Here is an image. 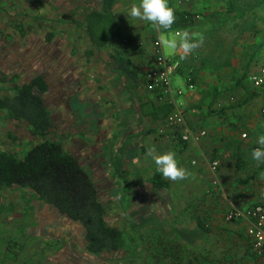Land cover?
Masks as SVG:
<instances>
[{
	"label": "crops",
	"instance_id": "obj_1",
	"mask_svg": "<svg viewBox=\"0 0 264 264\" xmlns=\"http://www.w3.org/2000/svg\"><path fill=\"white\" fill-rule=\"evenodd\" d=\"M100 1L0 0V95L14 92V84H23L39 76L43 78L48 85L43 97L51 107L57 138L64 144L65 149L78 157L94 175L110 222L113 213L117 211L122 213L130 206L128 204L130 198H135L134 205L138 204L144 208V214L141 215H145L143 219L147 221L151 215L145 208L150 210L151 203L148 202L154 198L158 201L160 209H164L169 217L176 218L177 215H171V212L174 192H178L180 200L174 203L178 205L177 209L180 208L176 212L182 222L178 221V224L171 227L172 229L160 226L165 228V233L163 229H159L161 232L148 225L145 233L148 237L146 239H153L152 233L163 234L162 239L178 237L182 239L185 229L183 225L194 222L196 224L193 227H197L195 214L202 220L203 214H206L205 217L209 221V214L215 210L211 203L203 201L204 195L202 198L200 193L206 194L209 190L216 189L217 187L213 188L216 177L220 182L227 181L225 177L220 180L222 179L220 171L215 173L209 167V160L215 156L214 150L220 146L218 151L221 153L220 157L226 161L227 156L229 165L233 164L230 163L233 160L230 155L236 152L233 148L242 147L237 150L239 157L250 154L247 145L239 142L237 130L231 128L234 124L215 121L216 117L210 115L208 111L212 104L209 97L211 88L214 93L225 90V81L221 85L214 80L219 77L216 71H220L222 67L214 70L220 62L216 59L217 55L213 48L209 60L207 53L203 52L201 59L194 60V54L191 53L187 58L181 59L182 50H172L168 47L172 51L169 53L170 56L181 60L184 68L194 63L198 65V70L193 72L196 89L187 91L183 100L191 110L188 115L190 123L207 129L208 135L198 142L186 144L177 138L176 130L166 118L154 120L141 114L140 104L145 101L168 102L146 91L142 82L135 87L128 81L113 57L122 55L130 59L132 67L141 76L142 81L144 72L154 66L155 27L148 22L133 19L127 14L130 6L135 3L134 0H116L113 13L118 18L123 38L99 45L97 41H93L86 26L89 13L100 8ZM136 1L137 4L140 3V0ZM176 1L169 0V6L175 12L194 14L207 11L212 16L209 20H214L219 14L213 12L219 4L210 0H189L184 3ZM239 4L236 0H227L226 13L235 18L230 19L234 20L232 26L237 28L238 47L243 46L245 53H250L243 61L247 63L255 55L264 63V2L240 0ZM195 17L192 24L181 27V33L188 31L197 38L199 36L204 38L211 35V30L220 27V24L215 23H207L203 27L198 24L199 20H195ZM176 30H167L165 36L169 38L168 40L177 38ZM137 43L143 47L139 46V51L137 49L134 51L133 46ZM118 46L123 49L122 54L115 50ZM193 52H197V49ZM182 84L183 80H174V86H183ZM254 98L253 103L257 100L264 105V93ZM4 122L8 126V130H5L8 135L15 137L22 133L23 129L20 126L24 123L12 121L7 117L6 111L0 110L1 134ZM246 125L248 127H242L248 130L259 125L261 135L264 134V124L254 122V127L250 123ZM150 146H154L158 153L174 152L179 165L186 168L194 178L176 182L166 179L157 171L151 158L145 156ZM88 166H91V170ZM227 170L229 169L222 170L223 176ZM157 174L162 180L169 182L168 187L153 186L152 182ZM11 190L2 191L11 202L8 211L0 212V259L5 256L3 262L15 264L16 260L13 259L12 262L8 257V250L11 244H16L21 250L19 256L21 264H38V259H42V264H86L87 260L71 253L69 246L67 250L64 244L54 246L48 238L46 239L48 232L52 233L56 229L54 224L64 225L71 222L65 215L37 199L30 191L33 198L26 200L14 197L16 194L11 197L13 195V192H9ZM262 190L260 193L264 195V188ZM185 192L187 197L184 196ZM146 193L152 196L149 197L147 194L145 198ZM161 193L169 194L172 198H167L161 203ZM262 197L263 200L264 196ZM106 198L111 202L105 201ZM154 207L156 209L155 205ZM204 220L207 221L205 218ZM226 225L244 231L246 228L244 222L238 221H227ZM116 226L121 228L119 224ZM168 249L165 244V253L170 252ZM40 254L41 256H37ZM259 260L264 262L263 258ZM112 261L114 260H97L91 264H112Z\"/></svg>",
	"mask_w": 264,
	"mask_h": 264
},
{
	"label": "rangeland",
	"instance_id": "obj_2",
	"mask_svg": "<svg viewBox=\"0 0 264 264\" xmlns=\"http://www.w3.org/2000/svg\"><path fill=\"white\" fill-rule=\"evenodd\" d=\"M134 1L137 4V1ZM210 1L219 4L217 6L218 8L213 11L214 13H219L217 17L215 16V19H210V21L209 18L212 17L210 16V13H207V11H200L194 13L196 16L195 20H199L198 24L203 27L206 26L207 23L220 24V27L214 31L210 29L211 35L203 38L202 45L197 48V52H192V55L194 54V60H198L203 56L201 55V52L204 54L207 53L206 56H209L207 60H209L212 48L214 49V53L217 55L216 59L220 62L215 66L214 70L222 67L220 71H216L218 72L217 74H219V77L214 80L216 83L219 82L218 84L221 85L223 81H225L226 85L225 90L218 93H214L213 88H211L209 97H211L210 101L212 100V104H210V110L208 109V111L210 115L216 117L215 121L220 120L221 122H231L234 124V127L232 126L231 128H235L237 130V134L240 139L239 142L247 145V150H249L250 154H243L239 157V151L237 150L242 147L237 146L236 148H233L236 152L230 155L233 159L230 163L233 164L229 165L227 156H224L226 161H223L220 157L221 153L218 152L220 146L214 150L213 155L219 154V158L222 160V165L219 169L221 173L220 176H222V179L220 178V180H223L225 177L227 181L225 183L221 181L220 186L215 185L213 188H217L212 189V191L209 190L206 194L200 193L202 198V195H204L205 199L203 198V201H207L209 204L211 203L212 208L215 209L212 210L211 214H209V221L205 217L206 214L201 213V215L203 214V217L207 220L205 221L203 218L205 224L210 227L208 232L198 229V227L194 228L193 226L196 223L192 222V224L188 222L186 225H183L185 229L182 233V239L179 237L178 239H162L161 237H163V234L152 232L153 239H146L148 237L146 236L145 230H147L146 227H148V225L154 226V229H158V231L161 232L162 230L159 229H163V232L165 233V228H161L160 226L171 228L178 224V221H181L178 212H176L180 208L177 209L178 205H175L174 203V201L176 203L179 202L180 194L178 192H174L173 197L171 215L176 214V218L174 216H172V218L169 217L164 209H160L161 207L158 206L156 198L149 200L148 203H151V208L150 210L149 208H145V210L149 211L148 214L150 213L149 215H151L149 221L143 219V216L145 215H141L144 214V208L142 209L138 204L134 205L133 200L135 198H130L128 201L130 206H128L126 210L122 213L117 211L111 216V223L116 225L119 224L121 229H123L127 243V253L120 257L111 258L114 260L112 261V264H264L262 260L260 261L259 258L254 256L252 253V249L246 235V228L245 231L244 229L239 230L234 227L229 228L226 225L227 221L225 219L226 210L231 204L241 207L252 204L255 201L264 202V199H261L263 198L262 196H264L263 194L261 195V191H263L262 189L264 188V178H262V176H264V162H257L251 155L255 148L261 147L256 141V137L261 135L258 127L259 125L256 128H251L249 130L246 127H242L247 126L246 123H250L252 127H254V122L255 124H264V105H261V103L259 101L257 102V100L253 103L255 98L252 96L253 92L263 94L264 86L261 88H255L249 79L250 73L257 70V66L264 63L262 62V59H257L255 55H253L249 62L244 63V57L249 56L250 53H245L244 47H238L237 45V28L232 26V21L234 20L230 19L234 17H230V14L226 13L228 7L227 0ZM236 1L239 4L240 0ZM175 2L177 1L175 0ZM178 2L181 3L179 0ZM184 2L186 1H183L182 3ZM175 16H177L176 12ZM203 22L205 24H203ZM180 29L181 28L178 30L181 33L182 30ZM165 38L169 39L167 36H165ZM139 46H141V48L143 47L142 44L137 43V45L133 46V50L135 51L137 49L139 51ZM120 47L121 46H118V48L116 47L115 50L122 54L123 49ZM164 47L166 55L170 56L169 53L172 51L169 50L165 44ZM189 68L192 70V73H195V71L198 70V65L194 63V65L184 69L187 71ZM174 80H183L184 84L182 85L185 86V79L183 76L176 74L174 76ZM231 97L234 98L233 101H231ZM48 108L52 113L51 107L48 106ZM2 126L4 128L1 127L3 132L2 134L0 133V149H5L7 151L17 153L18 155H24L36 142V139L30 134L29 129L25 124L20 126L21 129H23L22 133H19L15 137L6 133L5 130H8V126H6L5 122ZM243 133H246L247 136L243 137ZM57 137L58 135L55 138ZM58 140L60 141V139ZM83 161L85 160L83 159ZM223 169H229L227 170L225 176L222 175ZM92 176L95 179L94 175ZM9 192H13L11 197L16 194V196H14L16 198L20 197L26 200H31V198H33V195L27 190L12 189ZM147 194L149 197L152 196L150 193H146L145 198L147 197ZM1 195L3 197L6 196L3 193ZM142 196H144V194ZM184 196L187 197L186 192ZM104 197H106V195H104ZM160 197L162 203L167 198L170 199L171 196H169V194L161 193ZM202 198L198 199L202 200ZM108 200L111 202L109 198L105 199V201ZM154 205L156 206V209ZM153 207L154 213H152ZM194 218L197 221L198 217L196 214L194 215ZM52 219L53 218H51V220ZM238 222L241 223V221ZM54 227L56 229H54L52 233L48 232V236H46V239L48 238V240H50L51 245L55 246L61 243L64 244V247L67 250V246H69L71 253L81 256L87 260L86 264H91L92 261L97 262V260H100L99 257L90 256L87 253L84 254V247L81 241V230L76 223L70 222L65 223L64 225H62V223L57 225L56 223L54 224ZM165 244L167 245V248H169L168 251L170 252L168 253H165ZM20 252L21 250L18 245L11 244L8 250V257L12 260V262L16 260L15 264H21L19 262ZM174 252L180 255L177 256ZM37 256H41V254ZM4 257L5 256H2L0 259L1 264H6V262H3L4 260L2 261ZM106 258L107 257H104V259ZM37 261L38 264H42L43 262L42 259H38Z\"/></svg>",
	"mask_w": 264,
	"mask_h": 264
},
{
	"label": "trees",
	"instance_id": "obj_3",
	"mask_svg": "<svg viewBox=\"0 0 264 264\" xmlns=\"http://www.w3.org/2000/svg\"><path fill=\"white\" fill-rule=\"evenodd\" d=\"M115 1L101 0L100 8L89 13L86 27L93 41L99 45L123 38L113 13ZM176 14L171 27L173 30L192 24L195 16L184 11ZM113 57L128 81L135 87L139 86L141 76L132 67L130 59L122 55ZM14 89L11 94L0 95V110L6 111L12 121L27 125L36 142L24 155L0 149V212L8 211L11 206L7 195H1L2 191L15 188L28 190L80 227L82 245L88 255L100 260L125 255V233L110 222L95 179L79 158L55 138L54 119L43 97L48 90L46 81L39 76L23 84H14ZM256 95L259 93H252L253 97ZM171 111L172 106L165 102L145 101L140 104L141 114L154 120L165 119ZM152 183L156 188L169 186V182L162 180L158 174ZM197 227L205 232L210 230L200 218L197 219Z\"/></svg>",
	"mask_w": 264,
	"mask_h": 264
},
{
	"label": "built area",
	"instance_id": "obj_4",
	"mask_svg": "<svg viewBox=\"0 0 264 264\" xmlns=\"http://www.w3.org/2000/svg\"><path fill=\"white\" fill-rule=\"evenodd\" d=\"M161 31L163 29L158 31L155 28L156 35L153 39L154 66L144 72L141 82L146 91L155 94L159 99L172 105V111L166 119L172 128L176 130L178 138L186 144L198 142L208 135V131L190 123L188 115L191 110L187 108L183 100V96L187 91L196 89V82L190 68L185 71L181 60L166 55L163 42L160 39ZM175 33L179 34L180 31L176 30ZM176 74L183 76L185 86H174V76ZM249 79L255 88L263 87L264 64L257 66V70L250 73ZM233 100L234 98L231 97V101ZM242 136L246 137L247 134L243 133ZM193 163L195 164L196 161H193ZM221 165L222 160L218 156L209 160V167L215 173L219 171ZM214 184L220 185L217 177ZM253 203L241 207L231 204L226 210L225 219L228 222L241 221L245 223L246 235L252 253L258 258L264 259V202L255 201Z\"/></svg>",
	"mask_w": 264,
	"mask_h": 264
},
{
	"label": "clouds",
	"instance_id": "obj_5",
	"mask_svg": "<svg viewBox=\"0 0 264 264\" xmlns=\"http://www.w3.org/2000/svg\"><path fill=\"white\" fill-rule=\"evenodd\" d=\"M127 14L133 19L150 23L158 31L165 30L161 32L160 39L167 47L173 50H182L181 59L187 58L203 43V36L197 38L188 31L177 34V38L171 40L165 38V33L171 29L176 19L175 10L169 6L168 0H140L139 4L133 3L130 6ZM257 143L261 147L255 148L251 155L257 162H264V134L258 137ZM145 156L146 158L150 157L156 165L157 171L170 181L176 182L194 178L186 168L179 165L175 153L172 151L158 153L154 146H150Z\"/></svg>",
	"mask_w": 264,
	"mask_h": 264
}]
</instances>
